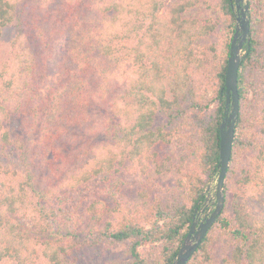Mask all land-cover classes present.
<instances>
[{
    "label": "trees",
    "instance_id": "16d2710c",
    "mask_svg": "<svg viewBox=\"0 0 264 264\" xmlns=\"http://www.w3.org/2000/svg\"><path fill=\"white\" fill-rule=\"evenodd\" d=\"M234 1L0 0V39L18 26L0 71V264L122 247L90 264H173L219 171ZM249 4L225 206L188 264H264V0ZM209 64L212 89L191 73Z\"/></svg>",
    "mask_w": 264,
    "mask_h": 264
},
{
    "label": "water",
    "instance_id": "95a60500",
    "mask_svg": "<svg viewBox=\"0 0 264 264\" xmlns=\"http://www.w3.org/2000/svg\"><path fill=\"white\" fill-rule=\"evenodd\" d=\"M237 26L231 42L230 56L225 77L226 108L220 125V160L214 193L207 196L201 208L196 207L189 232L179 248L173 264H188L203 239L217 221L225 206L224 185L231 163L236 126L240 114L238 76L242 61L247 56L245 45L251 42L250 7L248 0H235ZM207 212L205 213V211ZM205 213V214H204ZM204 214L203 218L202 215Z\"/></svg>",
    "mask_w": 264,
    "mask_h": 264
},
{
    "label": "rangeland",
    "instance_id": "374dc122",
    "mask_svg": "<svg viewBox=\"0 0 264 264\" xmlns=\"http://www.w3.org/2000/svg\"><path fill=\"white\" fill-rule=\"evenodd\" d=\"M173 1H175V0H166V5L169 6V4L171 2H173ZM209 1L213 2V3L215 2V0H209ZM248 4H249V0H248ZM249 7H250V4H249ZM208 10H210V9H207V10L205 9V11H208ZM201 12H204V9L192 11L190 13V15L196 16L198 13H201ZM251 15H252V9L250 7V19H251ZM17 31H18V26L16 25V23H14L12 26L8 27L5 30L2 38L0 39V71H1L3 63L10 56L11 41H12V38L16 35ZM211 69H212V66H211V64H209V66L206 69H204V68H200V69H196V70L192 69L191 73L193 74V76L195 77V80L198 83H201V85L206 86L207 88L210 89L212 87V84H213V81H214V77L212 75L213 72L212 73L210 72ZM214 106L215 105H213L212 107H214ZM159 120H161L160 117H159ZM10 156H11V158L16 160V155H15L14 152H11ZM218 174L219 173L217 171L211 177V179L209 181V184H208V186L206 187V189H205V191L203 193V194H205L206 198H207V196L209 194L214 193V188H215V185L217 183ZM175 180H176V175L173 174V173H170V174H168L167 176L164 177V181L168 182V183H173ZM107 203H108V206H110V207L113 206V202L111 200H107ZM204 203H205V201L201 202V206ZM206 212H207V210L205 211V213ZM23 223L25 224V226L27 227L28 230H30V231L34 230L32 224H31V222L29 220L23 219ZM35 236H39V238H41V239H44L46 237H51V235H48V234H44V235L36 234ZM215 250H216L217 260L219 262L221 260H223V258H225V257H227L229 255V252L226 249L225 245L222 242H220V241L217 242ZM82 251H83V254H84L83 257H82L83 264H90L92 262H100V261L101 262L103 261V263H104L105 261H109V260L114 259L116 257L122 258L125 255L124 247L118 248L114 252L106 253V254H101L99 251H94L95 253H93L89 248H84V250H82ZM39 255H40V259L42 260L41 251H39ZM80 259H81V255H80Z\"/></svg>",
    "mask_w": 264,
    "mask_h": 264
},
{
    "label": "flooded vegetation",
    "instance_id": "af4514ba",
    "mask_svg": "<svg viewBox=\"0 0 264 264\" xmlns=\"http://www.w3.org/2000/svg\"><path fill=\"white\" fill-rule=\"evenodd\" d=\"M203 216H204V214L202 215V217H201V218H203Z\"/></svg>",
    "mask_w": 264,
    "mask_h": 264
}]
</instances>
